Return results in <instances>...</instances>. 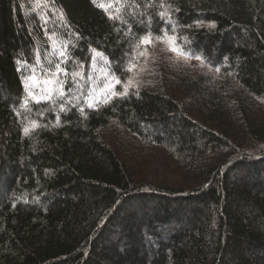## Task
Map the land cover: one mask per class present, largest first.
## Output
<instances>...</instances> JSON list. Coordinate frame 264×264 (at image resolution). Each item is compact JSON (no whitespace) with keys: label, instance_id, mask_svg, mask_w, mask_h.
Segmentation results:
<instances>
[{"label":"trees","instance_id":"16d2710c","mask_svg":"<svg viewBox=\"0 0 264 264\" xmlns=\"http://www.w3.org/2000/svg\"><path fill=\"white\" fill-rule=\"evenodd\" d=\"M109 11L121 19L92 0H0V264H264V0ZM197 21L205 27H188ZM165 32L222 84L193 74L116 84L141 38ZM112 121L203 181L142 185L99 140Z\"/></svg>","mask_w":264,"mask_h":264},{"label":"rangeland","instance_id":"374dc122","mask_svg":"<svg viewBox=\"0 0 264 264\" xmlns=\"http://www.w3.org/2000/svg\"><path fill=\"white\" fill-rule=\"evenodd\" d=\"M151 37L158 36L151 35ZM168 48V44L159 39H153V43L144 45L142 51L146 54L139 55V62L132 68L130 77L121 84L124 87L126 85L150 87L155 85L158 77L163 75L184 78L189 74L222 84L223 77L216 74L214 69L204 61L202 63L201 60L178 56ZM130 80L131 84H129ZM98 137L100 141L120 154L123 161L134 168L133 173L143 180L142 185H179L189 188L203 181V178L195 177L193 174L186 176L180 164L168 150L152 145H141V142L117 121H112L100 128ZM213 158L215 155L210 154L207 161L215 162L216 159Z\"/></svg>","mask_w":264,"mask_h":264},{"label":"snow or ice","instance_id":"6c2138e0","mask_svg":"<svg viewBox=\"0 0 264 264\" xmlns=\"http://www.w3.org/2000/svg\"><path fill=\"white\" fill-rule=\"evenodd\" d=\"M92 2H93V4H95L97 7H100V8H102V9H104V11H105L106 14L108 15V18H109V19H111V20L121 19V17H120L119 15L114 14L113 12L109 11V9L113 8V7H114V4H116V3H120V4L124 3L125 0H114V3H109V4H107V5H105V4H103V3H97V0H92ZM39 6H40V5H39V2H37V7H39ZM160 6H161V8L163 9V11H161V12L159 13V15H160V17H161L162 19H164L165 17H168V20H165V23H167V22H169V20H170V12H169V9H170L171 6H170V5L165 6L163 3H162ZM115 11H116V13H119L120 8H116ZM176 11H179V9H176ZM60 19H61V20L64 19L62 14H61ZM46 22H47V21H45V23H46ZM188 27H189V28H192V27L200 28V27H205V25L203 24L202 21H197V22H195L194 25H188ZM206 27H208L209 29H212V28H215V24H211V23H210V24L206 25ZM173 31H175V28H173ZM52 38H53L52 36H49V39H50V40H51ZM153 39H159V40H161L162 42H166V43L168 44V46H169L168 50H170V51L176 53L178 56H185L186 58H193V57L188 56L186 53H184L183 50L180 49V48L175 44V40H176V38H175L174 36H172V37H168L167 32H165V34H164L163 37H156V38H153V37H151V35L145 36V37L141 38V40H140V44L149 45V44L153 43ZM140 44H138L137 47H140ZM138 54H139V55H145L146 52H143V51H142V52H140V53H138ZM60 55H61V56H64L65 53H64L63 51H61ZM97 55H101V54L97 53ZM194 58L197 59V60H201V62L203 63V60H202L201 57L197 56V57H194ZM105 62L107 63V61H105ZM17 63L19 64L20 61H17ZM133 67H134V65L130 66V67L128 68V71H132V68H133ZM56 69H57V72H63V71H64V70L61 68L60 64H57V65H56ZM18 71H19V69H18ZM216 71L218 72L219 69H216ZM53 76H55V73H53ZM72 76H73V79L75 80L77 77L81 76V73H80V72H73V73H72ZM112 79L115 80V83H116V84L121 83V81H120L118 78L112 77ZM57 82L60 83L61 86H62L63 83H64L63 81H57ZM129 84H131V80L129 81ZM107 87H108L109 89H111V88H113L114 86H113L111 83H109V84L107 85ZM125 89H127V85L125 86ZM26 90L29 92V96H32V95H33L32 92H31V90L28 89L27 85H26ZM112 94H113V95H117V93H115V92H113ZM120 95H123V93H121ZM59 96H60L61 98H63L64 93H63L62 90L59 92ZM50 98H51V94H49L48 96H44V97H42V98H37V99H35V102H36V103H40V102H41V99H50ZM104 102L107 103V102H109V101H108V100H105ZM24 103H25V106H26L27 103H28L27 99H25V102H24ZM93 106H94V104H93V102H91V98H90V99H89V102H88V107H93ZM61 111H63V107L61 108ZM81 111H83V109H81ZM38 126H39V125H38L36 122H32L31 129L28 128V127H26V128L24 129V133H25V135H28L29 132H30V130H34V129H35L36 127H38Z\"/></svg>","mask_w":264,"mask_h":264}]
</instances>
